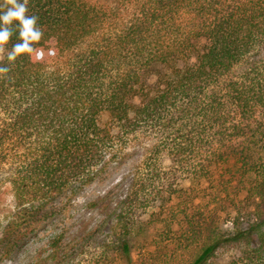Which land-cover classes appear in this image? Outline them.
Segmentation results:
<instances>
[{"label": "trees", "instance_id": "16d2710c", "mask_svg": "<svg viewBox=\"0 0 264 264\" xmlns=\"http://www.w3.org/2000/svg\"><path fill=\"white\" fill-rule=\"evenodd\" d=\"M27 14L40 40L0 52L16 205L77 193L154 134L127 194L95 203L101 264H264V0H28Z\"/></svg>", "mask_w": 264, "mask_h": 264}, {"label": "rangeland", "instance_id": "374dc122", "mask_svg": "<svg viewBox=\"0 0 264 264\" xmlns=\"http://www.w3.org/2000/svg\"><path fill=\"white\" fill-rule=\"evenodd\" d=\"M155 73L149 71L148 79H152ZM103 121L107 122L108 118L104 117ZM154 139V134H144L126 142L122 162L112 165L77 193L28 203L20 208L16 205L9 182L11 167L1 166L0 264H101L103 241L100 235L107 234H99L101 231L96 230H102L103 218L95 203L100 198L116 203L114 201L127 194ZM163 164L169 166L171 159L165 156ZM76 231H79V236H76ZM94 232L97 234L88 236ZM61 235H64L63 243L67 249L54 246ZM74 238L83 245L78 246L75 241L69 244ZM112 262L123 264L122 260L114 257Z\"/></svg>", "mask_w": 264, "mask_h": 264}, {"label": "clouds", "instance_id": "9594fccd", "mask_svg": "<svg viewBox=\"0 0 264 264\" xmlns=\"http://www.w3.org/2000/svg\"><path fill=\"white\" fill-rule=\"evenodd\" d=\"M28 0H7L6 5H0V52L6 51L9 63L18 56L32 51L33 44L42 36L38 17L29 15ZM13 29L18 32V42L6 49ZM7 65H0V74L7 73Z\"/></svg>", "mask_w": 264, "mask_h": 264}]
</instances>
